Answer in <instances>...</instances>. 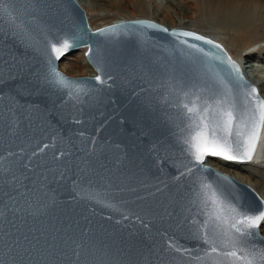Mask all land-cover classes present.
Instances as JSON below:
<instances>
[{
    "label": "water",
    "instance_id": "1",
    "mask_svg": "<svg viewBox=\"0 0 264 264\" xmlns=\"http://www.w3.org/2000/svg\"><path fill=\"white\" fill-rule=\"evenodd\" d=\"M85 47L93 75L60 70ZM264 98L221 42L76 0H0V264H264Z\"/></svg>",
    "mask_w": 264,
    "mask_h": 264
},
{
    "label": "bare ground",
    "instance_id": "2",
    "mask_svg": "<svg viewBox=\"0 0 264 264\" xmlns=\"http://www.w3.org/2000/svg\"><path fill=\"white\" fill-rule=\"evenodd\" d=\"M76 1L86 12L91 28H97L115 20L135 17L149 18L171 26L161 21L162 19H157L150 14V11L153 14L158 11L153 7L143 8V12L135 15H122L115 12L131 5L129 2H133V5L137 3L139 5L141 2L138 0H100V3L97 2L98 5H95V0ZM195 2L198 8L206 14L216 15L218 17L217 24L213 27L209 26L207 23L211 21L207 20L208 22L205 23L206 18L204 21L201 16L199 18L182 17L175 21L174 27L190 28L223 40L226 48L230 49L233 59L239 63L245 77L258 88L264 98V70H262L264 68L260 69L261 65L259 66L252 58L256 56L258 61L264 62V28H262L264 21H260V15L258 14V10L264 7V0H195ZM99 8H106V11L99 10ZM94 22L96 23L94 24ZM204 29H208V31ZM84 50L85 47H81L67 54L68 56L64 55L59 62L60 70L71 76L93 75L94 70L87 62ZM69 55L76 57L75 59L70 58V60H73L76 63L75 66L81 68V71L68 73L67 69L73 66L66 61ZM206 163L248 184L264 199V123L261 138L252 160L240 163L209 156ZM263 227L264 218L260 225L262 235Z\"/></svg>",
    "mask_w": 264,
    "mask_h": 264
},
{
    "label": "rangeland",
    "instance_id": "3",
    "mask_svg": "<svg viewBox=\"0 0 264 264\" xmlns=\"http://www.w3.org/2000/svg\"><path fill=\"white\" fill-rule=\"evenodd\" d=\"M138 1H140L142 4L139 3V5H138V3H137V4L133 5V2H129V4H131V5H127V7L121 9L120 11H115V12L120 13L122 15H135V14H139L140 12H143L144 11L143 8L145 9L148 6L150 8L153 7V9H157L158 11L155 14L151 13V11H150V14H152V16L154 15L157 19H160V20L162 19L161 21H163L166 24L171 25V27L172 26L174 27L175 21L179 20L182 17H184V18H189V17L199 18V16H201V18L204 21L206 18L205 23H207L208 21H211V22H208L207 24L209 26H212V27H213V25L215 26L218 22V17L216 15L206 14L205 12L200 10L198 8L195 0H138ZM95 2H96L95 5H98L97 2L100 3V0H95ZM99 10L106 11V8H99ZM258 14L260 15V21L261 20L264 21V7L260 8V10H258ZM95 23L96 22H94V24ZM262 28H264V26ZM204 30L208 31V29H204ZM212 38L221 42L223 44V46L225 47V49L227 50V52L229 53V55L232 57L230 49L226 48L223 40H221V39L219 40L217 37H215V38L212 37ZM70 58L75 59L76 57L74 55H71V56L69 55L68 60H66L69 62L68 63L69 65H73L72 68L67 69L68 73H74V71L75 72L81 71V68L75 66L76 63H74L73 60H70ZM252 58L255 60V62L257 64H259V66L261 65V67H259L260 69L264 68V62H262L260 60L258 61V58L256 56L255 57L253 56ZM262 70H264V69H262ZM263 236H264V230H263Z\"/></svg>",
    "mask_w": 264,
    "mask_h": 264
}]
</instances>
